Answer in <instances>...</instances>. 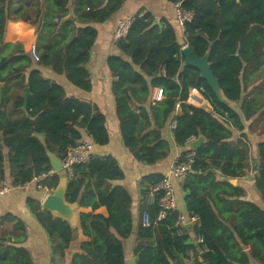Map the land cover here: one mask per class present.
I'll list each match as a JSON object with an SVG mask.
<instances>
[{"label": "trees", "instance_id": "obj_1", "mask_svg": "<svg viewBox=\"0 0 264 264\" xmlns=\"http://www.w3.org/2000/svg\"><path fill=\"white\" fill-rule=\"evenodd\" d=\"M20 1L22 5H14ZM126 1L78 0L74 6L76 26L71 21L61 22L68 15V0H53L52 14H46L42 0H0V183L5 177L4 148L8 150L13 185H20L52 168L48 152L62 160L78 146L85 139L82 130L96 145L109 143L104 114L97 107L68 98L62 87L44 77L41 69L51 68L65 74L74 85L90 89L85 67L97 39L94 25L109 21ZM169 2L181 3L194 13L186 25L185 44L200 58L210 53L213 74L227 99L240 106V112L220 103L196 68L183 66V44L178 40L176 25L161 29L149 14L135 18L128 39L118 44L132 64L120 57L108 60L117 79L113 94L125 147L142 164L155 165L167 159L171 149L162 131L178 104L181 114L175 120V143L185 147L199 136L205 140L195 151L191 169L181 182L187 216L198 217L199 224L186 227L184 234L178 235L175 223L180 212L150 228L139 222L135 264H185L195 249L189 244L192 232L204 240V252L194 251L195 264H250L251 259L264 264V211L246 201L244 191L229 182L245 175L251 159V148L243 134L246 122L255 119L264 107V0ZM12 13L15 19L36 29L38 62L21 43L8 41ZM254 84L255 89L247 92ZM27 88L32 96L24 112ZM154 89L162 90L160 102L151 101ZM191 89H203L202 95L212 110L187 104ZM191 96L205 104L197 92ZM131 103L139 105L138 113ZM231 128L243 135L233 140ZM187 153H182V161H186ZM257 163L255 187L264 201V142L258 145ZM165 177L152 174L143 179L141 212L148 211L153 219L161 196L154 205L148 199L153 187ZM124 178L111 156L92 155L88 164L74 167L66 199L92 211L79 214V243L72 253L74 233L70 224L43 210L39 201L28 200L30 209L56 243L52 248L53 264H127L124 245L133 232V201L125 188L113 184ZM59 182L60 177L55 175L41 185L52 191ZM102 207L107 209V217L95 213ZM6 223L13 225L9 233L3 232ZM25 235L21 221L11 215L0 219V264H34L30 251L17 246L26 241Z\"/></svg>", "mask_w": 264, "mask_h": 264}, {"label": "crops", "instance_id": "obj_2", "mask_svg": "<svg viewBox=\"0 0 264 264\" xmlns=\"http://www.w3.org/2000/svg\"><path fill=\"white\" fill-rule=\"evenodd\" d=\"M6 1L9 2L10 0ZM52 1L53 0H42L45 6L44 8L46 14L53 13ZM77 2L78 0H68V15L66 16L68 17L69 14H72L74 16V20L71 22H74L76 26L78 24L76 23L77 17L75 15L74 6ZM22 4L23 2L20 1L16 2L14 5ZM146 14L152 16L154 24L158 25L161 29H165L167 25H176L174 22L175 4L170 3L169 0H127L123 5V8L118 13H116L109 21L103 24L94 25L97 31V39L90 50V60L85 67L89 72V81L91 85L90 89L84 90L74 85L69 81L65 74L60 75L51 68L41 69L44 77L62 87L68 98L75 99L82 103L97 107L106 118L109 143L105 146L96 145L92 138L87 136L86 132L82 130L85 136V139L83 141L94 143L92 155L113 157L125 174L124 180L114 182L113 184L115 186H121L125 188L130 194L133 201V232L130 238L125 241L124 245L127 264H135L136 261L134 249L139 243V241H137V229L139 222L142 221L141 205L143 204V179L152 174H162L164 176H167L169 169L176 158L181 157L183 152H188L185 156L187 157L191 152L194 151L192 148V143L196 140L192 139L191 142L188 143L185 147H179L175 143L173 134L176 125L175 120L181 114V106L180 104H178L176 107V112L169 119L166 127L162 131L163 138L167 141L171 149V154L167 159L155 165L142 164L135 160L132 153L124 145L120 131V122L117 117L116 99L113 94V86L117 82V79L113 76L109 68L108 60L111 57H120L130 64H132V61L128 56L121 52V50L118 48V44L115 45L112 42V35L120 20L124 18L135 19L137 16L142 17ZM14 17L15 14L12 13L11 18H9L8 21L6 33L7 39L8 41L13 43H21L24 46V49L29 52L31 45L36 44V29L28 25L26 22L15 19ZM66 17H64L61 22H64L63 20ZM57 20L58 19H56L55 22H58ZM175 29L177 30L179 42L183 44L181 47L182 55V50L187 47V45L185 44L186 35L179 26L176 25ZM13 37H16V39L13 40ZM134 69L142 74L146 78L147 82H150L151 79L146 77L137 66H134ZM256 84H259V82ZM254 89L255 84L249 87L247 92H251ZM0 90L2 89L0 88ZM256 90L258 91V89ZM194 92H197L202 96L205 104L201 103L200 99H198L197 97L191 96ZM202 94L203 93L199 92V89H191L189 92L188 101L186 103L194 107H204L212 110L210 103L204 98ZM259 98L261 99V97ZM161 100H163L162 90H152L151 101L160 102ZM191 100L197 101L199 102V104H195V102H191ZM262 102L264 105V98L261 99V103ZM232 104L234 106V109L240 112V106L234 103ZM131 106L134 111H136L137 113L139 112V105H137L136 103H131ZM231 130L233 134V140L239 139L243 134L245 135V141L251 148V159L248 161V168L245 172V175L241 178L230 179L229 182H231V180H237V183L235 185H232L235 188L244 191L245 200L251 203H255L264 211V201L261 197V194L255 187V179L258 174V171L256 170V165L258 164V145L264 142V107L259 111L255 119L246 122V129L243 134L242 132L237 131L233 128H231ZM2 135L0 140L2 139ZM39 138L42 139V137ZM3 153L5 155V177L2 182L13 184L14 179L10 174L8 150L4 148ZM53 154L56 155L55 153ZM219 180H223L220 175ZM173 185L175 188L177 203L180 207V212L182 214L188 215L185 206V193L182 190L181 183L174 181ZM49 193L50 190L48 188L42 187V189H37L36 186L33 185L30 190H12L11 192L3 196H0V219L7 215H11L15 218V220L21 221L24 224L26 230V241H24L23 243H19L17 246L26 248L30 251L34 264H53L52 248L56 245V243L50 239L49 235L46 233L45 229L38 221L37 216L30 209L28 200L33 199L39 201L42 206L43 201ZM91 211V208H82L80 206L77 210L78 232L74 235V244L72 246L73 250L71 251V253L74 252L79 243V214L81 212L87 213ZM95 213L102 214L105 217L108 216L107 209L105 207L98 209ZM12 226L13 225L11 223H6L3 227V232L9 233L13 228ZM193 226L196 225H191L189 226V228ZM196 239L197 238L192 232V234L190 235L189 244L194 246L193 243ZM244 250L249 251V248H245ZM194 251L192 250L190 252V259L187 260L185 264H195L196 256L194 255ZM250 264L260 263H258L254 259H251Z\"/></svg>", "mask_w": 264, "mask_h": 264}, {"label": "built area", "instance_id": "obj_3", "mask_svg": "<svg viewBox=\"0 0 264 264\" xmlns=\"http://www.w3.org/2000/svg\"><path fill=\"white\" fill-rule=\"evenodd\" d=\"M36 1V0H32ZM194 13L187 11L183 8L181 3L175 4V18L174 22L179 26L182 31L186 32V25L190 23L193 19ZM134 18H124L120 20L113 32L112 42L117 45L121 42H124L128 39L131 26L133 25ZM30 55L35 62L40 60V57L37 52V46L35 44L30 47ZM200 93H203V89H199ZM94 148V143L90 142H80L78 146L69 150V152L63 157L62 162L64 164L63 171L67 173L68 178L74 177V167L76 165L88 164L92 157V150ZM195 152H191L187 157L186 161H182V158H176L167 174L165 179L153 187L148 203L154 205L157 199V196L160 197L158 204V211L156 219H153L148 211H145L142 214V225L144 228H150L153 225H156L158 222L165 220L170 214L174 212H180V208L177 203L176 193L174 188V181L183 182L186 178L187 173L190 171L191 166L194 162ZM58 173L52 168L47 172L41 173L38 176H35L30 183L13 185L7 184L5 182L0 183V196H3L12 190H30L34 185L37 189H42V182L48 178H51ZM199 224L198 217L188 218L187 215L182 214L181 212L178 215V218L175 223V228L177 229L178 235H183L185 228L189 225ZM198 254L204 252V240L202 237H197L193 243Z\"/></svg>", "mask_w": 264, "mask_h": 264}, {"label": "water", "instance_id": "obj_4", "mask_svg": "<svg viewBox=\"0 0 264 264\" xmlns=\"http://www.w3.org/2000/svg\"><path fill=\"white\" fill-rule=\"evenodd\" d=\"M73 20L74 16L72 14H69V16L66 17L63 21L68 22ZM182 55L184 58L183 65L185 67L196 68L200 72V77L206 81L208 87L215 94L219 102L231 109H234L232 102L229 101L225 96L217 77L213 74L211 70V63L209 62L210 53L207 52L203 57L200 58L194 53L190 46H187L182 50ZM31 96L32 94L30 92V89L27 88L23 96L24 104L22 109L24 112H27L28 101ZM2 98L3 94L2 90H0V108L2 105ZM1 135L2 134L0 133V138ZM204 141V138L202 136H199L192 143L193 150L197 151L204 143ZM48 157L52 169L55 170L58 173L57 175L60 177V182L58 186L54 190L50 191V193L47 195V197L42 203V209L50 212L55 217L67 221L70 224L75 235L78 232L77 210L79 208V203H70L66 199L69 178L67 173L63 171L64 164L62 160L51 152H48ZM230 183L235 185L237 183V180H231ZM189 226H191V224H189L188 227Z\"/></svg>", "mask_w": 264, "mask_h": 264}, {"label": "rangeland", "instance_id": "obj_5", "mask_svg": "<svg viewBox=\"0 0 264 264\" xmlns=\"http://www.w3.org/2000/svg\"><path fill=\"white\" fill-rule=\"evenodd\" d=\"M16 39V37H13V40Z\"/></svg>", "mask_w": 264, "mask_h": 264}]
</instances>
